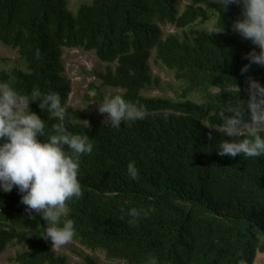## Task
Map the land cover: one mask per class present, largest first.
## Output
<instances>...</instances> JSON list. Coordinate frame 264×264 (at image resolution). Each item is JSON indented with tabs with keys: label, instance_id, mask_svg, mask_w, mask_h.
Instances as JSON below:
<instances>
[{
	"label": "trees",
	"instance_id": "16d2710c",
	"mask_svg": "<svg viewBox=\"0 0 264 264\" xmlns=\"http://www.w3.org/2000/svg\"><path fill=\"white\" fill-rule=\"evenodd\" d=\"M70 1L0 0V44L16 54H0V82L29 95L57 92L70 117L67 130L89 135L93 151L81 156L78 177L83 194L68 203L72 241L117 264H146L150 256L158 264H255L264 253V156L216 151L231 140L217 127L224 103L247 99L246 76L264 85V67L240 71L254 46L231 30L239 6L220 13L213 0L183 9L181 0H90L74 12ZM221 20L225 32L213 34ZM164 25L176 31L166 35ZM64 48L114 64L96 76L116 90L109 97L143 104L144 117L119 129L87 123L89 108L68 105ZM152 59L175 81L168 94H145L162 88ZM30 108L47 122V140L57 118L38 102ZM130 161L139 170L135 180ZM20 201L16 188L0 190V253L14 246V263L68 264L43 237L44 220L34 211L29 218ZM132 208L148 215L129 224ZM79 255L80 264H99Z\"/></svg>",
	"mask_w": 264,
	"mask_h": 264
},
{
	"label": "clouds",
	"instance_id": "9594fccd",
	"mask_svg": "<svg viewBox=\"0 0 264 264\" xmlns=\"http://www.w3.org/2000/svg\"><path fill=\"white\" fill-rule=\"evenodd\" d=\"M213 3L220 13L228 11L231 5L240 8V16L232 22L231 30L254 46L244 56L248 63L240 69L241 74L248 73L253 64L264 67V0H213ZM223 32L221 20L213 34ZM245 82L247 99L227 101L218 113L222 123L217 127L231 138L220 141L216 151L221 157L264 156V85L251 76H246ZM32 102H38L41 110L57 118L58 122L52 125L55 134L47 140L41 139L47 122L32 111ZM97 106L101 114H106L103 123L114 129H119L122 121L142 119L146 111L143 104L126 100L120 94L106 97ZM67 119L70 117L57 92L29 95L19 92L8 81L0 82V190L5 193L13 188L18 190L29 218L34 211L46 223L43 237L51 240L52 248L68 244L77 235L74 220L67 218L68 203L83 194L78 178L81 156L93 151L89 135L69 132ZM127 173L133 180L138 178L135 161L128 163ZM129 215V224H136L148 213L132 208ZM146 264H158L157 257H148Z\"/></svg>",
	"mask_w": 264,
	"mask_h": 264
},
{
	"label": "rangeland",
	"instance_id": "374dc122",
	"mask_svg": "<svg viewBox=\"0 0 264 264\" xmlns=\"http://www.w3.org/2000/svg\"><path fill=\"white\" fill-rule=\"evenodd\" d=\"M90 0H71L70 8L76 12L82 3ZM193 0H181V8L192 3ZM164 34L173 33L176 29L172 25L162 26ZM0 54L16 58V54L0 44ZM62 59L65 66L64 75L68 78L71 85V93L69 95L68 105L75 108H89L87 123L90 121L105 120L106 114L98 111V106L106 97L115 89L103 86L96 72H105L108 68H113L114 64H108L98 59L96 54L91 51H85L77 48H64ZM153 74L158 76L162 83V88L150 89L145 92L149 96H158L168 94L170 85L175 87V81L171 73L162 65L151 61ZM58 253L66 254L69 257L68 264L82 263V257L79 253L91 254L97 258L99 264H117L116 261L108 259L101 251L93 252L88 250L79 243L71 241L68 244L55 248ZM16 247H9L0 253V264H17L11 261V257L15 254ZM255 264H264V253H258Z\"/></svg>",
	"mask_w": 264,
	"mask_h": 264
}]
</instances>
